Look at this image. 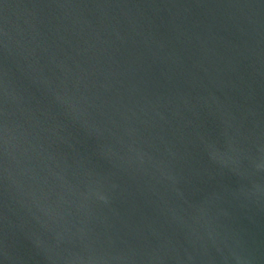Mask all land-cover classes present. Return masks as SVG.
Masks as SVG:
<instances>
[{
    "label": "water",
    "instance_id": "obj_1",
    "mask_svg": "<svg viewBox=\"0 0 264 264\" xmlns=\"http://www.w3.org/2000/svg\"><path fill=\"white\" fill-rule=\"evenodd\" d=\"M0 264H264V0H0Z\"/></svg>",
    "mask_w": 264,
    "mask_h": 264
}]
</instances>
